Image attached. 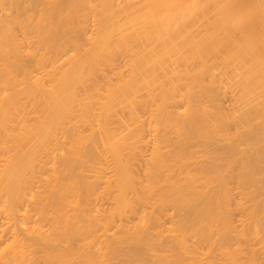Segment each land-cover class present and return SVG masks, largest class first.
Here are the masks:
<instances>
[{
	"label": "bare ground",
	"instance_id": "bare-ground-1",
	"mask_svg": "<svg viewBox=\"0 0 264 264\" xmlns=\"http://www.w3.org/2000/svg\"><path fill=\"white\" fill-rule=\"evenodd\" d=\"M260 2L0 0V264H262L220 104L264 83Z\"/></svg>",
	"mask_w": 264,
	"mask_h": 264
},
{
	"label": "rangeland",
	"instance_id": "rangeland-1",
	"mask_svg": "<svg viewBox=\"0 0 264 264\" xmlns=\"http://www.w3.org/2000/svg\"><path fill=\"white\" fill-rule=\"evenodd\" d=\"M259 1V0H258ZM261 1V0H260ZM261 4H264V0H262V2H260ZM259 3V5H260V7H262V5ZM264 6V5H263ZM262 8H264V7H262ZM261 8V9H262ZM254 8H252L251 10H252V12L254 13H252L251 12V14H253V16L254 15H256L257 16V14H258V11H255L256 9H254ZM264 10V9H263ZM261 60H263V62H264V57H262V59ZM264 64V63H263ZM214 73H217L216 71L214 72ZM250 75H252V72L250 73ZM224 86V85H223ZM236 88H238V87H236ZM235 87L234 88H232V90L234 89L235 90V93H233L234 92V90L232 91L231 89L230 90H228L227 92V96H225V98H222L221 99V101H220V104H221V107L223 108V110L224 111H229V112H231L232 114H233V121H232V123H231V125H230V131H231V133H232V136L234 135V138L237 136V134H236V131H235V129L236 128H238L239 127V123H241L240 122V120H239V116H238V114H236V113H238L239 111H241V110H243V109H241L240 110V108L242 107V108H245V106H246V108H247V110H248V113H249V122H248V134H249V137L250 138H252L253 136H254V144H255V149H254V151L253 152H251L250 151V148H252V146H251V143H250V146H245V145H243L244 146V148H242L243 146H242V144H243V141L240 139V138H237L238 136H240V135H238L236 138L237 139H235L236 141H238V139H239V141H242V142H240V143H242L241 144V148L242 149H245V147H247L245 150H247L248 152H246L245 150H241L242 152H245V156H247L248 157V162H249V169H250V174H249V193H247L249 196L247 197L246 196V198H244V194L242 195V192L240 191L241 189L239 188V185L237 184V182L235 181V180H237V179H234L236 176L235 175H237L236 173H234L233 174V180L234 181H232V183H231V192H232V194H231V198H232V200L234 201V202H232L231 204H232V209H231V215H232V217H231V223H232V232L233 233H231V235H233L234 233H236L237 235L239 234L238 232H241V231H239V229H243V227H244V223H245V229H243L244 230V232H243V234H245V236H247L248 234V237H245V236H243L241 233H240V236L242 235L243 237H245V238H248L249 239V243H248V239L246 240V239H243L242 241H240L239 242V244H238V238L239 237H232L231 236V242L234 244V241H236V243L238 244V245H236V247L238 246V248H237V251L239 252V249H241L240 250V252H239V254H237V255H239V256H242L244 253V255L243 256H245V255H247L248 256V254H249V257H250V259L252 258V256H254V255H256V250H258V249H256L255 250V248L257 247V245H256V243H258L257 241V239L255 240V234H254V232L256 233V235H257V232L258 231H261L262 230V232H260L261 234H262V238L260 237V236H258V239H262V241H264V226H259V229L260 230H256V228L258 227V222L259 223H261V221H256V218L255 217H258V216H256L255 215V213H257L258 214V212H256V210H258L259 209V217H261V218H259V220H262V217H263V212H264V209H261L263 212H262V214H260L261 212H260V208H262V207H259V205L261 204L262 205V203L264 204V201L262 202L261 200H258V199H262V197H263V199H264V83H261L259 80H254V79H252L251 77H249V88L252 90V93H250V95L248 96V98H247V102L246 101H244V100H242V102H246V104L245 103H242L241 102V99H240V102L239 103H242L241 105L242 106H240V105H238L237 104V100H238V98H239V94L238 95H233V94H237V91H238V93H239V90H237ZM230 92H231V94H230ZM233 93V94H232ZM230 95V96H229ZM231 95H233V97H231ZM229 96V97H228ZM238 96V97H237ZM236 97H237V100H234V99H236ZM233 98V99H232ZM224 99V100H223ZM233 101H236V103L235 102H233ZM222 102H223V105H222ZM227 103V104H226ZM231 104V105H230ZM234 106V108L232 109V111H231V107H233ZM239 106V109H238V106ZM236 106V107H235ZM229 107V108H228ZM259 107H263V112L259 109ZM235 108H237L236 109V111H235ZM256 108V109H255ZM237 110H238V112H237ZM235 112V113H234ZM240 113V112H239ZM236 114V115H235ZM236 118V120H234ZM239 121V122H238ZM234 123V124H233ZM238 124V127H236V125ZM235 125V126H234ZM235 127V128H234ZM238 130L240 131V127L238 128ZM237 130V133L239 132ZM234 132H235V134H234ZM238 134H240V133H238ZM241 137V136H240ZM233 138V137H232ZM234 141V140H233ZM235 141V142H236ZM234 142V143H235ZM236 144V143H235ZM238 144H239V142H238ZM238 144L237 145H234V146H236L237 148H239L240 147V145H239V147H238ZM233 145H232V148L234 149V147H233ZM235 147V148H236ZM236 148V149H237ZM233 149H231V151H232V156L235 154L236 156H237V154L236 153H240L239 152V149H238V152H236V151H234ZM234 153V154H233ZM252 153H254L253 154V158H251V156H252ZM247 154V155H246ZM240 156H241V153L239 154ZM234 157V156H233ZM236 158V157H235ZM251 159H253V160H251ZM232 160H233V158H232ZM234 161H235V159H234ZM235 171V170H234ZM236 182V183H235ZM235 183V184H234ZM236 185V187L237 188H235L234 186ZM236 189V190H235ZM238 190V191H237ZM239 192V193H238ZM241 192V193H240ZM234 193V194H233ZM237 194H239V196H241L240 198H242V200L244 201L245 200V204H247V207L245 208H243V201L241 200V199H238L239 198V196L237 195ZM241 194V195H240ZM263 194V195H262ZM237 197H236V196ZM234 196V197H233ZM248 198V199H247ZM237 199V200H236ZM255 199H257V200H255ZM262 199V200H263ZM246 200H248V202L246 201ZM236 201V202H235ZM238 201L239 202H242L241 204L242 205H239L240 203H238ZM262 202V203H261ZM234 203L236 204V203H238V205L239 206H241V207H239V206H236V205H234ZM244 204V205H245ZM258 204V207H256V205ZM260 205V206H261ZM234 208H238V210L236 209H234ZM256 208H258V209H256ZM263 208H264V206H263ZM245 209H247L248 210V212L245 210ZM243 210V211H242ZM236 211H237V213H236ZM241 211V212H240ZM246 211V212H245ZM245 212V213H244ZM239 213V214H238ZM242 213V214H241ZM246 214V215H244V214ZM236 214V215H235ZM240 214H241V216H242V218H241V216H240ZM236 217V218H239V219H235L234 217ZM246 218V216H247V218H248V220H246V219H244V217ZM258 218H257V220H258ZM264 218V217H263ZM236 220V221H234V220ZM244 219V220H243ZM241 220H243V222H241L240 223V221ZM238 222V224H237V226H236V223H233V222ZM264 220H262V223H261V225H263L264 224V222H263ZM248 222H249V224H248ZM257 222V223H256ZM243 223V224H242ZM255 224L257 225V227L255 226ZM243 227H242V226ZM249 225V226H248ZM260 225V224H259ZM235 226V227H234ZM254 226H255V229H254ZM237 227V228H236ZM260 227H262V228H260ZM233 228H234V230H238V232H234V230H233ZM239 228V229H238ZM247 229V230H246ZM258 229V228H257ZM242 230V231H243ZM247 231V232H246ZM257 231V232H256ZM246 232V233H245ZM259 233V234H260ZM247 234V235H246ZM235 235V234H234ZM239 236V235H238ZM242 237V238H243ZM260 237V238H259ZM242 238H239V240L240 239H242ZM235 239V240H234ZM260 239V240H261ZM244 240H246V242H243ZM244 243L243 244V246L241 245L242 243ZM235 243V244H236ZM241 243V244H240ZM247 243V244H246ZM260 243V242H259ZM246 244V245H245ZM262 244H263V248L262 247H260L259 245V249L260 248H262L261 250H259V252L257 251V255L255 256V257H258L259 259H260V261L262 262V264H264V242H262ZM248 245V246H247ZM239 246H241V247H239ZM247 247V248H249L248 250H247V248H243V247ZM256 246V247H255ZM235 247V246H234ZM236 247H235V249H236ZM242 248L245 250V252L244 251H242ZM258 248V247H257ZM255 252V254H254V252ZM241 252H242V255H241ZM244 252V253H243ZM246 252L248 253V254H246Z\"/></svg>",
	"mask_w": 264,
	"mask_h": 264
}]
</instances>
